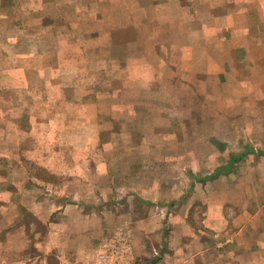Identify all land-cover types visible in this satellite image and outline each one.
Instances as JSON below:
<instances>
[{
    "label": "crops",
    "instance_id": "obj_1",
    "mask_svg": "<svg viewBox=\"0 0 264 264\" xmlns=\"http://www.w3.org/2000/svg\"><path fill=\"white\" fill-rule=\"evenodd\" d=\"M231 1L233 0H163L156 3V9L161 11L171 10L175 13L183 7L188 13L182 20L186 26L183 51L170 50V53H165L166 48L160 49L157 42L158 49L152 43L150 51H146L144 47L137 48L136 54L126 50L121 56V70L124 72L126 67L133 68L148 73V76L143 79L124 77L120 87V99L117 100V95L102 90L101 93L97 92L98 95H82L75 100L63 96L55 102L72 105L73 108H77V104L85 105L88 109L94 107L96 124L100 134H104L107 130L103 128L104 118L114 121V129L121 128L123 124L139 129L140 121L151 120L160 100L159 91L155 89L160 87L157 86V81L166 84L161 87L173 89L174 101L177 98V88H203L212 80L217 83L216 87L225 86L222 82L227 80L223 79L222 74L224 76L230 69L233 72V85L246 89L264 88V0ZM142 6L138 0L136 8ZM203 8L206 11L202 13ZM195 12L199 15H193ZM176 21V15L173 14L160 20L163 25H169L168 29ZM126 23L133 24L128 20ZM169 30L162 33L152 32V41L171 39ZM137 33L136 37L140 33L142 35L138 38L139 43L144 35L138 30ZM110 38L113 36L110 35ZM163 59L169 66L163 67L160 70L161 77H157L160 71L157 72L156 67ZM228 65L230 69L227 70L225 67ZM260 96L262 98L256 101H251L248 97L244 101L264 103V96ZM114 99L111 106L108 105ZM16 107L18 106L14 108ZM114 113L119 114V117H115ZM68 115L61 116L70 125L72 121L83 118L90 121L94 118L88 112L81 111ZM27 118L32 119L31 116ZM116 118L122 121L115 120ZM40 119L41 127H37L39 123H30L35 127L24 133L22 116L16 120V128L7 137H2L0 133V264H90L91 256L100 241L116 231L130 232L135 260L142 251L148 258H154L155 254L160 253L159 259L152 264H264V197L250 196L252 202L243 203L235 202L234 199L230 201L228 196L220 193V215L218 214L216 222L212 225L207 218L205 228L202 225L200 228L193 227L189 219L191 199L172 195L179 199L178 202L183 201L177 205L174 203L175 206L157 203L156 200L159 199L154 190L157 183L137 188L136 194H125L123 189L128 190L129 187H123L122 182L130 174L122 172L119 177L120 187L110 188L107 193L104 189L99 192L98 178L102 177L101 173L105 168L113 167V163L105 159L91 161L88 158L61 161V155L57 153L64 151V148L56 143V132L61 130L44 128L49 115L42 114ZM77 128L79 127L73 124L71 130L61 132L80 137V133L75 131ZM5 129L9 131L6 123L2 121L0 130ZM37 134L43 138L41 151L54 152L56 158L51 162L46 159L35 163L44 173L39 174L36 171L33 175L34 162L23 160L20 152L25 146V150H32L22 142ZM246 134L252 137L264 135V127L249 128ZM13 135H18L20 141L13 142ZM22 135L26 139L23 140ZM3 141L5 145H2ZM89 141L87 140V144L74 142V146L72 144L69 149L92 152L94 147ZM250 141L255 143L253 139ZM258 145L264 146L262 137ZM240 148L242 151L233 155L227 165L212 162L213 173H204L200 180L194 173L190 176L200 183L218 179L222 169L228 167L230 162L232 167L237 166L246 153L264 156V149L257 148V145H240ZM107 150L109 149L105 145L98 148V151ZM119 164L124 166L123 162ZM160 165V161L153 160L151 167ZM145 167L150 168L147 164ZM106 173L105 170L104 174ZM103 178L104 183H113L108 175ZM103 199H109L108 203H103ZM255 203L256 208L251 209L249 206ZM231 207L233 210H228ZM165 225L170 229L168 235ZM35 227L41 230L38 232ZM206 228L210 229L212 236L220 237V243H210L209 238L212 236L209 237ZM106 232L108 234L105 236ZM212 246L218 249L220 247V250L211 263L209 255Z\"/></svg>",
    "mask_w": 264,
    "mask_h": 264
},
{
    "label": "rangeland",
    "instance_id": "obj_2",
    "mask_svg": "<svg viewBox=\"0 0 264 264\" xmlns=\"http://www.w3.org/2000/svg\"><path fill=\"white\" fill-rule=\"evenodd\" d=\"M12 1L14 6L13 3L3 4L0 0V123L4 121L9 129L0 130L2 137H7L16 128L15 122L22 116L24 133L35 127L30 123H39L37 127H41L42 114L49 115V120L52 119L44 123L46 129L69 131L74 124L79 127L75 131L80 133V137L56 132V143L64 148V151L57 153L61 155V161L85 158L91 161H111L113 167L105 168L104 172L106 170L107 173L102 172V177L98 178L99 192L105 190L107 193L110 188L120 187L119 177L123 172L130 174L122 182L123 187H129L128 190L123 189L125 194H136L137 188L157 183L154 186L159 199L156 200L157 203L177 205L183 201L178 202L179 199L172 195L190 198L189 219L193 227L200 228L202 225L205 228L207 218L212 225L216 222L220 215V193L235 202L250 201L249 197L254 195L264 197V156L246 153L237 166H231L228 171L222 170L218 179L200 183L190 176L194 173L200 180L204 173L213 171L212 162L225 165L233 155L242 151L240 145L253 144L264 149V146L258 145L264 135L252 137L246 134L249 128L264 127V103L244 101L246 97L251 101L262 98L260 95L264 96V88L246 89L233 85V72L229 65L225 68L230 70L224 76L222 74L223 79L227 80L222 82L225 86L216 87L217 83L212 80L203 88H177L175 101L172 98L173 89L161 87L166 84L157 81V86H160L155 87L160 98L157 111L151 120L140 121L139 129L127 127L126 124L114 129V121L104 118L102 124L107 130L100 134L94 107L88 109L85 105L77 104L76 107L81 108L78 110L72 105L55 102L63 96L75 100L82 95H98L97 92L101 93L102 90L117 95V100L120 99L124 77L143 79L148 76V73L133 68L126 67L124 72L121 70V56L126 50L136 54L137 48L144 47L146 51H150L152 43L158 49L156 42L160 49L166 48L165 53L184 50L183 34L186 26L182 20L188 13L183 7L173 13L171 10L162 12L161 9H156V3L163 0H139V4H143L139 9L136 8L138 0ZM204 11L206 10L203 8L202 13ZM168 14L176 15L177 18L170 30L169 25L160 22ZM193 15L199 14L195 12ZM127 20L133 24H127ZM137 30L144 35L139 43L138 38L142 35L140 33L136 37ZM167 30L171 31V39L152 41V32L162 33ZM163 62L157 64V72L169 66L166 60L163 59ZM161 72L157 77H161ZM115 99L108 105L111 106ZM16 105L18 107L14 108ZM86 110L89 115L94 116L90 121L83 118L72 121L73 124L71 122L70 125L61 116H69L75 111L87 113ZM114 115L119 117L117 113ZM115 120L122 121L118 118ZM22 136L23 140L26 139L25 135ZM12 138V141H20L18 135H13ZM252 139L256 144L250 141ZM42 140L37 134L22 142L32 149L27 151L25 146L20 154L23 160L34 162L33 175L36 171L44 173L35 163L46 159L51 162L56 158L54 152L41 151ZM87 140L94 147L92 152L69 149L72 144L74 146V142L87 144ZM27 141L28 144L25 143ZM2 145H5L4 141ZM101 145L109 150L98 151ZM237 148L240 150L236 151ZM153 160L160 161L161 165L151 167ZM122 162L123 167L119 164ZM146 164L150 168H146ZM106 175L111 177L113 183H104L103 177ZM108 201L109 199H103L105 204ZM249 207L256 208V203ZM228 210H233V207ZM167 225L166 235L170 230ZM35 229L38 232L41 230ZM206 229L211 237L210 229ZM104 234L106 236L108 233ZM209 241L211 244H218L220 237L212 236ZM212 247L210 262L216 259L215 254L218 255L220 250V247ZM159 255L161 254L148 258L142 251L140 257L136 258V264H152L159 259Z\"/></svg>",
    "mask_w": 264,
    "mask_h": 264
},
{
    "label": "built area",
    "instance_id": "obj_3",
    "mask_svg": "<svg viewBox=\"0 0 264 264\" xmlns=\"http://www.w3.org/2000/svg\"><path fill=\"white\" fill-rule=\"evenodd\" d=\"M129 233L116 231L101 240L91 256L90 264H135L134 247Z\"/></svg>",
    "mask_w": 264,
    "mask_h": 264
},
{
    "label": "trees",
    "instance_id": "obj_4",
    "mask_svg": "<svg viewBox=\"0 0 264 264\" xmlns=\"http://www.w3.org/2000/svg\"><path fill=\"white\" fill-rule=\"evenodd\" d=\"M2 2H3V4H5V3H13V6H14V1H12V0H2ZM231 166H232V163L230 162L229 166L224 168V169H222V170L228 171L229 168H231Z\"/></svg>",
    "mask_w": 264,
    "mask_h": 264
}]
</instances>
